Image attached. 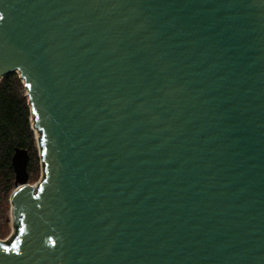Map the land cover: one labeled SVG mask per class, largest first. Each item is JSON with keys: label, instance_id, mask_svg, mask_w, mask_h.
Listing matches in <instances>:
<instances>
[{"label": "water", "instance_id": "95a60500", "mask_svg": "<svg viewBox=\"0 0 264 264\" xmlns=\"http://www.w3.org/2000/svg\"><path fill=\"white\" fill-rule=\"evenodd\" d=\"M10 71L44 175L0 264H264V0H0Z\"/></svg>", "mask_w": 264, "mask_h": 264}, {"label": "trees", "instance_id": "16d2710c", "mask_svg": "<svg viewBox=\"0 0 264 264\" xmlns=\"http://www.w3.org/2000/svg\"><path fill=\"white\" fill-rule=\"evenodd\" d=\"M33 117L29 100L25 95V85L15 71L5 73L0 77V203L5 202L10 191L15 186V173L12 167V156L16 148L25 149L28 154L27 172L37 163L35 159V140L30 123ZM42 149V146H41ZM41 160L44 175V162ZM5 245L17 238L19 228Z\"/></svg>", "mask_w": 264, "mask_h": 264}, {"label": "rangeland", "instance_id": "374dc122", "mask_svg": "<svg viewBox=\"0 0 264 264\" xmlns=\"http://www.w3.org/2000/svg\"><path fill=\"white\" fill-rule=\"evenodd\" d=\"M30 123L34 134V140H35V159L37 161L36 164H32L31 168V174L28 176V183L31 186L37 185L39 181L42 178V172H41V157H40V150L38 146V135L37 131L33 126V119L30 116ZM14 189V187H13ZM12 189V190H13ZM12 190L10 191L9 195L11 194ZM9 195L7 197V200L5 202L0 203V241H3L6 239L9 234L11 233L12 229V220L10 216V200Z\"/></svg>", "mask_w": 264, "mask_h": 264}]
</instances>
